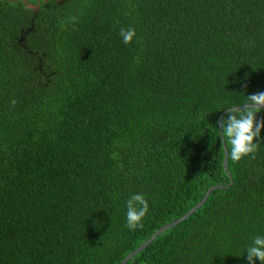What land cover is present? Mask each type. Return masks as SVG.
Here are the masks:
<instances>
[{"label":"trees","instance_id":"1","mask_svg":"<svg viewBox=\"0 0 264 264\" xmlns=\"http://www.w3.org/2000/svg\"><path fill=\"white\" fill-rule=\"evenodd\" d=\"M41 2L0 0V264H121L215 185L126 264H248L264 129L226 170L218 127L264 92V0Z\"/></svg>","mask_w":264,"mask_h":264},{"label":"clouds","instance_id":"2","mask_svg":"<svg viewBox=\"0 0 264 264\" xmlns=\"http://www.w3.org/2000/svg\"><path fill=\"white\" fill-rule=\"evenodd\" d=\"M119 35L122 42L128 45L136 36V30L122 27ZM262 110H264V92L248 95L244 105L226 109V115L219 122L218 128L222 129L221 134L224 138L221 147L225 148L233 162H239L246 156L255 158L254 153L259 148L257 138L264 129V119H257V113ZM126 205V226L133 231L138 228L143 229V220L149 211L148 200L143 194H132ZM257 259L264 262V236L259 235L253 238L252 245L247 249L248 264H256Z\"/></svg>","mask_w":264,"mask_h":264},{"label":"water","instance_id":"3","mask_svg":"<svg viewBox=\"0 0 264 264\" xmlns=\"http://www.w3.org/2000/svg\"><path fill=\"white\" fill-rule=\"evenodd\" d=\"M24 3L26 4L27 8L29 9H32L34 10L35 12L39 10V8L41 7V1L40 0H37V1H32V0H23ZM44 1H47V0H44ZM58 3H61L62 0H57ZM225 113V112H224ZM224 113L220 116L219 118V122L222 120L223 118V115ZM222 131V129L220 130V132ZM222 135V134H221ZM223 141H224V138L222 137ZM226 153V157H225V160H224V166L227 170V160H228V155H227V152L225 151ZM233 182V181H232ZM231 182V183H232ZM230 183V185H231ZM225 186V185H224ZM217 187H223V185H215V186H212L207 194L205 195V197L198 203L196 204L190 211H188L187 214H185L183 217H181L180 219L174 221V222H171L169 224H166L164 225L163 227H161L158 231H156L147 241H145L143 244H141L137 249H135L133 252H131L123 261L121 264H126V262L131 258L133 257L136 253L140 252L141 250H143L146 246H148L164 229L184 220L185 218H187L189 215H191L193 212H195L206 200L207 198L209 197L210 193L212 192L213 189L217 188Z\"/></svg>","mask_w":264,"mask_h":264}]
</instances>
